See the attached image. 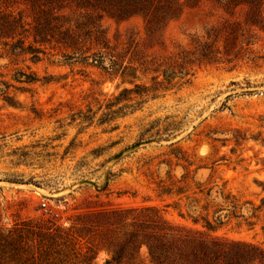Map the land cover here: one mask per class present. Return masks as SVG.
<instances>
[{
	"label": "rangeland",
	"instance_id": "374dc122",
	"mask_svg": "<svg viewBox=\"0 0 264 264\" xmlns=\"http://www.w3.org/2000/svg\"><path fill=\"white\" fill-rule=\"evenodd\" d=\"M164 225L264 264V0H0V233L104 264Z\"/></svg>",
	"mask_w": 264,
	"mask_h": 264
},
{
	"label": "trees",
	"instance_id": "16d2710c",
	"mask_svg": "<svg viewBox=\"0 0 264 264\" xmlns=\"http://www.w3.org/2000/svg\"><path fill=\"white\" fill-rule=\"evenodd\" d=\"M126 72L122 71L120 77L126 78ZM168 228V229H164ZM170 227L164 225L159 233L153 238V241H142L139 247L145 244L148 250L150 261L152 264H239L237 258H230L224 247L216 241L203 243L195 240L184 233L180 234L176 231L171 232ZM23 239L22 234H13L10 230L6 235L0 233V255L6 264H56L57 258H61L63 253L56 254L55 257L50 256L51 247H42L43 239H39L40 247H21V242H15L14 238ZM41 241V242H40ZM198 241V247H192ZM23 244H26L24 241ZM139 247H120L114 249L111 257L104 264H121L124 253L127 251L131 256V250ZM55 252V250H52ZM87 251H91L90 248ZM4 263V262H3ZM2 263V264H3ZM72 264V263H71Z\"/></svg>",
	"mask_w": 264,
	"mask_h": 264
}]
</instances>
